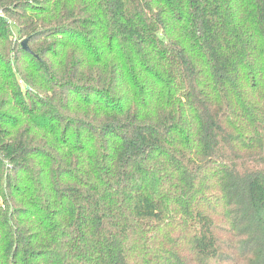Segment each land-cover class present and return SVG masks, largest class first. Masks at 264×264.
I'll list each match as a JSON object with an SVG mask.
<instances>
[{"label": "trees", "instance_id": "trees-1", "mask_svg": "<svg viewBox=\"0 0 264 264\" xmlns=\"http://www.w3.org/2000/svg\"><path fill=\"white\" fill-rule=\"evenodd\" d=\"M0 264H264V0H0Z\"/></svg>", "mask_w": 264, "mask_h": 264}, {"label": "rangeland", "instance_id": "rangeland-1", "mask_svg": "<svg viewBox=\"0 0 264 264\" xmlns=\"http://www.w3.org/2000/svg\"><path fill=\"white\" fill-rule=\"evenodd\" d=\"M11 40L16 43V46H13V48L15 49V51L13 53L15 54L16 57H18V53H17L18 48H19V45L18 44H21V42H23L25 39L20 40V43H17V40H15L13 38H11Z\"/></svg>", "mask_w": 264, "mask_h": 264}, {"label": "water", "instance_id": "water-1", "mask_svg": "<svg viewBox=\"0 0 264 264\" xmlns=\"http://www.w3.org/2000/svg\"><path fill=\"white\" fill-rule=\"evenodd\" d=\"M22 46H23V48H24L26 51H28V52L31 51V49H30V47H29V44H28V39H25V40L22 42Z\"/></svg>", "mask_w": 264, "mask_h": 264}]
</instances>
